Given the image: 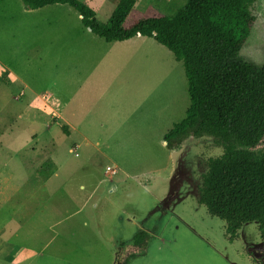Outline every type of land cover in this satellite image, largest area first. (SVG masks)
<instances>
[{
  "label": "rangeland",
  "instance_id": "rangeland-1",
  "mask_svg": "<svg viewBox=\"0 0 264 264\" xmlns=\"http://www.w3.org/2000/svg\"><path fill=\"white\" fill-rule=\"evenodd\" d=\"M78 1L105 25L119 0ZM250 11L240 57L261 66L264 0ZM188 106L182 63L153 39L108 44L67 5L0 0V264H264L255 223L231 242L198 203L214 139L163 143Z\"/></svg>",
  "mask_w": 264,
  "mask_h": 264
},
{
  "label": "trees",
  "instance_id": "trees-1",
  "mask_svg": "<svg viewBox=\"0 0 264 264\" xmlns=\"http://www.w3.org/2000/svg\"><path fill=\"white\" fill-rule=\"evenodd\" d=\"M20 1L27 10L67 5L104 42L151 38L182 63L189 106L163 143L172 150L189 137L214 139L222 152L206 161L198 203L224 222L231 242L245 224L255 223L264 247V64L240 57L255 24L250 9L256 0H186L171 16L119 0L105 25L78 0Z\"/></svg>",
  "mask_w": 264,
  "mask_h": 264
},
{
  "label": "crops",
  "instance_id": "crops-1",
  "mask_svg": "<svg viewBox=\"0 0 264 264\" xmlns=\"http://www.w3.org/2000/svg\"><path fill=\"white\" fill-rule=\"evenodd\" d=\"M109 44V43H108ZM56 116L61 117L60 114H57ZM66 125L64 126L65 129H79V125L72 124L68 119L65 120Z\"/></svg>",
  "mask_w": 264,
  "mask_h": 264
},
{
  "label": "built area",
  "instance_id": "built-area-1",
  "mask_svg": "<svg viewBox=\"0 0 264 264\" xmlns=\"http://www.w3.org/2000/svg\"><path fill=\"white\" fill-rule=\"evenodd\" d=\"M47 97L45 96L44 99H46Z\"/></svg>",
  "mask_w": 264,
  "mask_h": 264
},
{
  "label": "flooded vegetation",
  "instance_id": "flooded-vegetation-1",
  "mask_svg": "<svg viewBox=\"0 0 264 264\" xmlns=\"http://www.w3.org/2000/svg\"><path fill=\"white\" fill-rule=\"evenodd\" d=\"M133 246H135L134 244H132Z\"/></svg>",
  "mask_w": 264,
  "mask_h": 264
}]
</instances>
